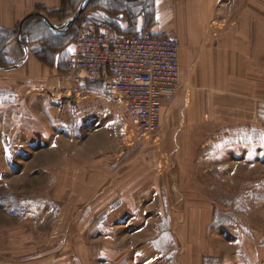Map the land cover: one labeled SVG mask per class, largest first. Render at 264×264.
<instances>
[{
	"label": "crops",
	"instance_id": "1",
	"mask_svg": "<svg viewBox=\"0 0 264 264\" xmlns=\"http://www.w3.org/2000/svg\"><path fill=\"white\" fill-rule=\"evenodd\" d=\"M88 1L0 0V31L15 36L5 46L12 65L0 68V160L24 161L30 151L45 147L46 186L54 185L60 174L55 168L62 165L57 190L69 192L67 206L81 207L77 232L81 242L103 246L100 264H169V259L177 264L175 255L181 264H217L215 255H200L209 206L187 204L167 177L197 174L199 159L215 158L228 143H245L249 131L262 138L264 0H127L122 15L96 5L101 29L121 37L150 32L180 41L181 86L162 98L155 137L141 135L123 106L102 96L99 83L72 93L58 68L61 63L66 68L71 43L51 66L31 51L40 45L30 30L34 18L45 23V17L58 29L45 23L48 28L62 30L72 23L74 9L83 10ZM142 139L143 147L134 152ZM75 158L86 165L69 162ZM40 159L31 154L17 174L28 189L40 185L24 180L39 171ZM173 207L177 211L168 216ZM146 208L153 209L149 216ZM85 241L78 264H90Z\"/></svg>",
	"mask_w": 264,
	"mask_h": 264
},
{
	"label": "rangeland",
	"instance_id": "2",
	"mask_svg": "<svg viewBox=\"0 0 264 264\" xmlns=\"http://www.w3.org/2000/svg\"><path fill=\"white\" fill-rule=\"evenodd\" d=\"M87 19L86 23H80L81 30L92 26L87 22L94 21L95 13ZM77 30L71 31L74 38L79 33ZM249 132L245 143H228L224 146L225 152L215 151V158L199 159L197 174L167 177L170 187L176 186L177 194L182 195L187 204L209 206L210 225L202 241L205 247L199 253L204 259L215 255L221 264H264V128L262 138L249 135ZM143 139L135 143L134 152L141 150ZM44 149L40 145L34 152L30 151L33 156L40 155L41 168H36L38 172L24 179L39 181L37 188L28 189L21 181L23 177L17 175L22 167H26L31 154L24 157V161H7V165L0 160V264H78L77 251L85 241H80L77 232L80 228L76 226L80 225L78 218L82 209L67 206L69 192L57 190L62 165L55 168L60 174L56 175L54 185L46 186L47 177L41 171L46 161L42 157ZM59 150L61 154L63 148ZM57 156V161H62V155ZM69 162L83 163V166L87 163L77 158ZM89 167L94 170L96 166L90 163ZM174 194L170 192L169 198H174ZM152 210L146 208V216ZM169 210L168 216L177 208ZM85 243L88 262L100 264L103 259L99 250L103 246L92 240ZM190 253L191 249L188 250ZM178 257L175 255L173 260L181 264ZM180 258L182 261L181 255ZM168 261L170 264V259ZM205 261L200 264H207Z\"/></svg>",
	"mask_w": 264,
	"mask_h": 264
},
{
	"label": "built area",
	"instance_id": "3",
	"mask_svg": "<svg viewBox=\"0 0 264 264\" xmlns=\"http://www.w3.org/2000/svg\"><path fill=\"white\" fill-rule=\"evenodd\" d=\"M69 49L65 75L72 93L99 83L102 96L119 102L141 135L158 134L161 100L181 86L178 39L150 32L121 37L91 26Z\"/></svg>",
	"mask_w": 264,
	"mask_h": 264
},
{
	"label": "trees",
	"instance_id": "4",
	"mask_svg": "<svg viewBox=\"0 0 264 264\" xmlns=\"http://www.w3.org/2000/svg\"><path fill=\"white\" fill-rule=\"evenodd\" d=\"M136 1V0H135ZM140 2V0H137V3ZM106 5L113 9L115 13H121L124 14V12H128L126 10V6L128 5L127 0H89L87 4L84 5V8L81 12V14L76 18L74 22H72L70 25H68L66 28L58 31H54L50 28H48L45 23L40 18H34L36 22L31 26L30 30L34 31V35H36L37 42H40V45L33 46L31 51L34 54V56L41 61L42 63L51 66L53 65L54 56L56 53L62 51L72 43L75 38L71 35V31L77 32L81 30L82 27H80V23L85 22L88 20L87 18H90L91 16L89 13L91 12V15L93 11L96 10V5ZM128 8V6H127ZM78 8L74 9V12H77ZM79 11V10H78ZM97 20L94 19L92 22H87L89 25H92L96 29H99L100 27L96 24ZM86 23V22H85ZM77 28V29H76ZM24 31V30H23ZM29 32H23V36L28 35ZM14 34L2 32L0 31V68H8L12 65V63L7 59V52L5 46L14 38ZM31 42H29L30 44ZM66 56L64 58V62L68 58V52L65 53ZM63 63H61V66ZM59 66V70L63 72H66L65 63H64V69Z\"/></svg>",
	"mask_w": 264,
	"mask_h": 264
},
{
	"label": "water",
	"instance_id": "5",
	"mask_svg": "<svg viewBox=\"0 0 264 264\" xmlns=\"http://www.w3.org/2000/svg\"><path fill=\"white\" fill-rule=\"evenodd\" d=\"M81 12H82V8L77 12V14L75 15V17L73 18V20H72L71 22L75 21L76 18L81 14ZM44 20H45V23H46L49 27H51L52 29H56V30L58 29V28L52 26V25L49 23V21H48L47 18L44 17ZM68 24H69V23H68Z\"/></svg>",
	"mask_w": 264,
	"mask_h": 264
},
{
	"label": "snow or ice",
	"instance_id": "6",
	"mask_svg": "<svg viewBox=\"0 0 264 264\" xmlns=\"http://www.w3.org/2000/svg\"><path fill=\"white\" fill-rule=\"evenodd\" d=\"M68 51H69V52H74V49H69Z\"/></svg>",
	"mask_w": 264,
	"mask_h": 264
},
{
	"label": "bare ground",
	"instance_id": "7",
	"mask_svg": "<svg viewBox=\"0 0 264 264\" xmlns=\"http://www.w3.org/2000/svg\"><path fill=\"white\" fill-rule=\"evenodd\" d=\"M186 261V260H185Z\"/></svg>",
	"mask_w": 264,
	"mask_h": 264
}]
</instances>
